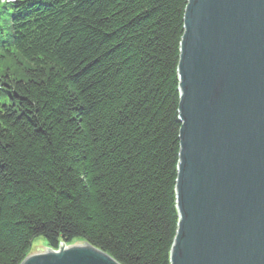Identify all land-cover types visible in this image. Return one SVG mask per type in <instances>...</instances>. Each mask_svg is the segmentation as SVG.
I'll return each instance as SVG.
<instances>
[{"label": "trees", "instance_id": "obj_1", "mask_svg": "<svg viewBox=\"0 0 264 264\" xmlns=\"http://www.w3.org/2000/svg\"><path fill=\"white\" fill-rule=\"evenodd\" d=\"M0 11V264L35 238L169 264L187 0H17Z\"/></svg>", "mask_w": 264, "mask_h": 264}, {"label": "water", "instance_id": "obj_2", "mask_svg": "<svg viewBox=\"0 0 264 264\" xmlns=\"http://www.w3.org/2000/svg\"><path fill=\"white\" fill-rule=\"evenodd\" d=\"M169 264H264V0H187ZM19 264H120L86 241Z\"/></svg>", "mask_w": 264, "mask_h": 264}, {"label": "rangeland", "instance_id": "obj_3", "mask_svg": "<svg viewBox=\"0 0 264 264\" xmlns=\"http://www.w3.org/2000/svg\"><path fill=\"white\" fill-rule=\"evenodd\" d=\"M0 98L2 99L3 96H1ZM43 243H44L43 238H35V239L32 241V243H31V249H32L33 247L43 248V249H45L46 245H45V244L43 245Z\"/></svg>", "mask_w": 264, "mask_h": 264}, {"label": "bare ground", "instance_id": "obj_4", "mask_svg": "<svg viewBox=\"0 0 264 264\" xmlns=\"http://www.w3.org/2000/svg\"><path fill=\"white\" fill-rule=\"evenodd\" d=\"M44 243H45V242H44ZM44 243H43V244H44Z\"/></svg>", "mask_w": 264, "mask_h": 264}]
</instances>
